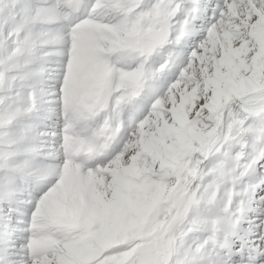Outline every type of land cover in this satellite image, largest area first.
<instances>
[{
  "label": "snow or ice",
  "instance_id": "6c2138e0",
  "mask_svg": "<svg viewBox=\"0 0 264 264\" xmlns=\"http://www.w3.org/2000/svg\"><path fill=\"white\" fill-rule=\"evenodd\" d=\"M0 264H264V0H0Z\"/></svg>",
  "mask_w": 264,
  "mask_h": 264
}]
</instances>
